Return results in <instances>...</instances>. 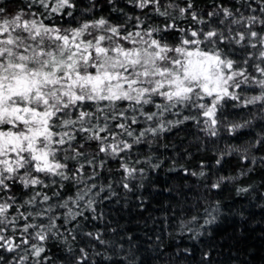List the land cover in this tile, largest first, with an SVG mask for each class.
I'll use <instances>...</instances> for the list:
<instances>
[{
    "label": "snow or ice",
    "instance_id": "snow-or-ice-1",
    "mask_svg": "<svg viewBox=\"0 0 264 264\" xmlns=\"http://www.w3.org/2000/svg\"><path fill=\"white\" fill-rule=\"evenodd\" d=\"M16 4L0 0V264L247 252L252 222L264 226V0ZM162 169L175 186L156 187ZM159 191L177 197L161 221ZM133 209L145 229L164 225L143 250L111 218Z\"/></svg>",
    "mask_w": 264,
    "mask_h": 264
},
{
    "label": "trees",
    "instance_id": "trees-1",
    "mask_svg": "<svg viewBox=\"0 0 264 264\" xmlns=\"http://www.w3.org/2000/svg\"><path fill=\"white\" fill-rule=\"evenodd\" d=\"M9 8H15L17 6L16 0H5ZM174 140V138H173ZM160 152L164 154L166 165L168 164V157L173 155L172 149H160ZM228 166H226L227 169ZM225 174H228L227 170ZM175 173H168L165 169H162L157 174L156 180V187L163 188L165 186L172 187L177 184ZM256 183L259 182V177L255 178ZM151 191V189H149ZM191 193L189 196L191 197ZM234 193L229 191H225L222 194V198L225 203L229 206H239L241 203L247 205V200L242 199L240 197H235L232 199ZM177 202V197L173 193H169L167 191H159L153 193V197L151 199V207L149 208V213L152 214L157 221H161L164 219V216L168 213V208L170 206H175ZM246 212L248 213H255L256 220L261 219V210L256 207L248 206L246 208ZM149 213H144V216H147ZM114 223H118V225L123 229L124 232H130L133 234L137 240L138 246L143 250V248L148 244L151 243L147 239L145 233L147 232L149 235L153 237L155 235L161 234V229L164 227L163 224L157 222L153 224L151 221L148 223V228L145 229L143 227L144 220L141 218V214L136 210L133 209L131 212L124 210L123 212H119L116 215L111 217ZM252 226L255 228L254 232L247 233L248 239L244 245V247L248 250L247 252H237L235 248L229 250L227 248H223L219 250L216 258L218 264H240L241 261L248 260L250 264H264V226L260 224H256L255 221L252 222ZM224 229H227V233L224 232ZM232 227L230 224H225L224 228L220 230V233L217 234L216 240L219 243H223L224 235L231 233ZM167 243V241H166ZM181 246L187 244L191 246V242L187 240L180 241ZM255 256L256 259H252ZM196 258H199V250H197Z\"/></svg>",
    "mask_w": 264,
    "mask_h": 264
}]
</instances>
